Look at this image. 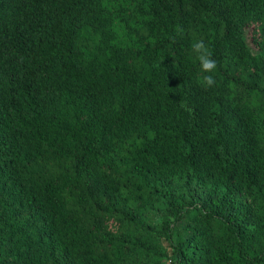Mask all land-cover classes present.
<instances>
[{"label":"trees","instance_id":"16d2710c","mask_svg":"<svg viewBox=\"0 0 264 264\" xmlns=\"http://www.w3.org/2000/svg\"><path fill=\"white\" fill-rule=\"evenodd\" d=\"M0 264H264V0H0Z\"/></svg>","mask_w":264,"mask_h":264},{"label":"rangeland","instance_id":"374dc122","mask_svg":"<svg viewBox=\"0 0 264 264\" xmlns=\"http://www.w3.org/2000/svg\"><path fill=\"white\" fill-rule=\"evenodd\" d=\"M246 40H247V43H248V36H247V38H246ZM249 44V43H248ZM250 45V44H249ZM251 49H252V47H250Z\"/></svg>","mask_w":264,"mask_h":264}]
</instances>
